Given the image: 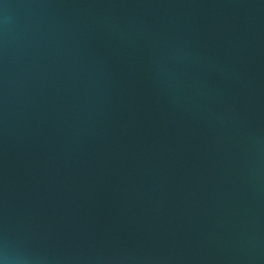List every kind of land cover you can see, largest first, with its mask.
<instances>
[{
    "label": "water",
    "instance_id": "water-1",
    "mask_svg": "<svg viewBox=\"0 0 264 264\" xmlns=\"http://www.w3.org/2000/svg\"><path fill=\"white\" fill-rule=\"evenodd\" d=\"M0 264H264V0H0Z\"/></svg>",
    "mask_w": 264,
    "mask_h": 264
}]
</instances>
